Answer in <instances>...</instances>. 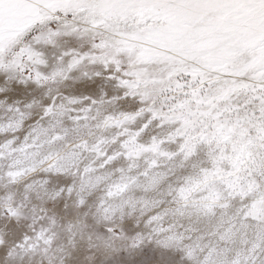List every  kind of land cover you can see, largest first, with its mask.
<instances>
[{
    "label": "snow or ice",
    "instance_id": "snow-or-ice-1",
    "mask_svg": "<svg viewBox=\"0 0 264 264\" xmlns=\"http://www.w3.org/2000/svg\"><path fill=\"white\" fill-rule=\"evenodd\" d=\"M0 264H264V0H0Z\"/></svg>",
    "mask_w": 264,
    "mask_h": 264
}]
</instances>
